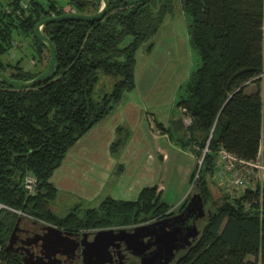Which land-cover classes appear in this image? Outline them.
<instances>
[{
    "label": "trees",
    "instance_id": "1",
    "mask_svg": "<svg viewBox=\"0 0 264 264\" xmlns=\"http://www.w3.org/2000/svg\"><path fill=\"white\" fill-rule=\"evenodd\" d=\"M10 0L0 8V54L18 35L30 36L40 57L49 48L35 33L37 21L66 11L56 0ZM102 0H67L77 12H96ZM175 5L187 16L189 46L197 64L179 87L176 100L182 115L165 128L183 130L176 144L197 158L190 179L209 211L196 239L171 264H264V183L261 190L245 189L213 198L209 180L218 149L223 147L245 159L264 156V0H108L99 20H47L41 31L54 44V73L30 87L16 88L0 80V202L18 209L0 208V241L6 264H24L17 252L4 246L17 216L34 217L70 229L130 226L170 213L156 183L145 184L135 197L104 196L96 205L76 203L59 215L52 202L56 186L51 180L68 149L93 125L110 114L125 91L135 86L138 47L156 32ZM18 11V12H17ZM131 39L122 44L126 36ZM151 43L148 44L150 47ZM20 61L0 58V71L16 79L39 73ZM99 73L113 77L111 89L95 98ZM250 83L255 88L248 90ZM250 89V88H249ZM109 145L117 155L130 130L116 127ZM206 146L205 151L203 150ZM198 159H201L200 164ZM37 178V190L27 193L25 173ZM188 193L179 209L186 203Z\"/></svg>",
    "mask_w": 264,
    "mask_h": 264
},
{
    "label": "rangeland",
    "instance_id": "2",
    "mask_svg": "<svg viewBox=\"0 0 264 264\" xmlns=\"http://www.w3.org/2000/svg\"><path fill=\"white\" fill-rule=\"evenodd\" d=\"M9 1L0 0V8L5 7ZM40 1L46 5L49 0ZM66 1L56 0L59 5L67 8ZM175 7L173 14H167L156 32L138 47L135 55L137 58L136 85L133 89L125 91L121 100L125 107L132 105L135 110L141 107L144 114L148 115L147 118H141V121L136 122L137 116L132 127H128L131 132L130 135L134 136L132 147L136 149L137 153L140 152L141 146L149 144L145 148L143 157L137 160L136 169L135 167L132 168L134 169L133 174L140 178V187L145 184L156 183L161 198L170 204V212L177 211L186 194L188 193L190 196L196 190L194 182L197 175L196 173L193 181L190 179L197 158L189 149L181 147L174 141L176 136L179 137L183 134V130L177 132L172 130L171 139L167 132H161V137L158 139V130L161 131V129L155 124L158 121L162 122L165 128H173L171 122L174 118L182 115L180 107L176 105L180 93V84L197 64V54L188 43L187 16L180 7L177 5ZM130 39V35L126 36L122 44L127 43ZM149 43H151L150 47H148ZM0 58L10 63L19 60L23 68L38 71L49 59V54L43 50L39 61L38 52L30 43V36L18 35L13 40L11 48L1 53ZM138 67H142L141 71ZM112 82V76L99 73L93 96L98 98L104 91L110 90ZM248 90H250L249 87ZM147 111L150 113L148 114ZM134 115H136V111ZM182 116L183 122L187 124L189 118L185 115ZM130 135L126 142L129 141ZM131 162L135 163V160H130L129 164ZM209 186L212 197L220 198L224 189L218 184L214 174L209 180ZM56 188V195L59 196H55L52 207L57 214L62 215L74 204L82 202L78 196L73 199L67 195L68 193L65 191L67 186H63L61 181L57 182ZM132 197L135 195L131 192L128 194V198ZM87 204L96 205L97 202ZM204 206L207 209L205 204ZM34 219L32 216L21 217L20 222ZM200 224L201 221H198V227Z\"/></svg>",
    "mask_w": 264,
    "mask_h": 264
},
{
    "label": "water",
    "instance_id": "3",
    "mask_svg": "<svg viewBox=\"0 0 264 264\" xmlns=\"http://www.w3.org/2000/svg\"><path fill=\"white\" fill-rule=\"evenodd\" d=\"M107 5L108 0H102L96 12L65 11L40 18L34 30L49 48L50 55L46 66L35 76L27 79L12 78L0 71V80L12 87L22 88L49 79L55 70L56 52L51 39L41 31V25L47 20H99L106 12ZM200 162L201 159L199 164ZM206 211L209 209L205 208L202 197L195 190L179 212L130 226H103L80 231L34 219V222H40L41 231L36 232L31 240L39 242L40 250L45 252V256L40 254L34 256L31 251L28 254L22 253L23 248L28 249L30 238L22 240L21 245H15V232L17 229H22L19 226L21 220V215H19L4 248L7 251L21 253V260L24 264H56L59 260L57 253L70 254L77 250H79L82 264H103L112 262L110 247L118 249L123 242L126 249L139 257L138 264H169L177 249L188 247L196 239L200 231L198 221H202ZM90 232H92V237L88 238ZM118 256L122 258L123 254L118 253ZM0 264L5 263L0 262Z\"/></svg>",
    "mask_w": 264,
    "mask_h": 264
},
{
    "label": "crops",
    "instance_id": "4",
    "mask_svg": "<svg viewBox=\"0 0 264 264\" xmlns=\"http://www.w3.org/2000/svg\"><path fill=\"white\" fill-rule=\"evenodd\" d=\"M135 66L134 76L136 63ZM138 68L141 71L142 67ZM248 87L252 90L255 85L250 83ZM135 111L136 115H134ZM147 113L149 114L150 111ZM145 117L147 118L148 115L144 114L141 107L136 110L132 105L125 107L124 102L121 101L110 114L93 125L68 149L61 164L51 175L52 182L57 185V182L61 181L63 186H67L65 189L67 195L73 199L78 196L82 200L80 203L84 204L98 203L106 195L122 198H128L131 192L136 195L140 189V178L133 174L132 168L136 169L137 160L143 157L145 148L149 144L141 146L140 152L137 153L132 147L134 136L130 135L129 141L117 155L110 152L109 145L116 136L117 126L125 125L131 128L135 123L134 120L141 121V118L145 119ZM158 131L157 138L160 139V133L163 131ZM132 159L135 163L129 164Z\"/></svg>",
    "mask_w": 264,
    "mask_h": 264
},
{
    "label": "built area",
    "instance_id": "5",
    "mask_svg": "<svg viewBox=\"0 0 264 264\" xmlns=\"http://www.w3.org/2000/svg\"><path fill=\"white\" fill-rule=\"evenodd\" d=\"M19 3L22 7L27 6L26 0H20ZM5 10L10 11V8L5 7ZM66 11L74 10L68 6ZM205 149L206 146L203 150L205 151ZM217 153L218 157L214 164V173L218 184L222 186L226 192L234 194L237 191L245 189L261 190L264 183V156L261 149H259L254 159H245L223 147H220ZM21 184L27 193H34L37 190V178L31 172L24 174ZM1 207L13 209L0 202V208ZM13 210L22 214L18 209ZM2 249L3 244L0 241V262L6 264L1 255Z\"/></svg>",
    "mask_w": 264,
    "mask_h": 264
},
{
    "label": "flooded vegetation",
    "instance_id": "6",
    "mask_svg": "<svg viewBox=\"0 0 264 264\" xmlns=\"http://www.w3.org/2000/svg\"><path fill=\"white\" fill-rule=\"evenodd\" d=\"M187 37H188V34H187ZM183 206L180 209H178L177 211L164 214L163 216H160L157 218H161V217H165V216L175 214V213L179 212L183 208ZM20 223H21L20 227L22 229L21 230L17 229L15 232V235H14L15 245H21L23 243L22 240H27L29 238L31 240V238H33V236L36 232L41 231V229L39 228L40 222H34L33 220H30V221H27V220L24 221L23 220ZM75 230H80V229H75ZM82 230L83 229H81L80 231H82ZM85 230H92V229H85ZM91 237H92V232H90L88 234V238H91ZM110 249L112 252V262H105L103 264H130V263L138 264L139 257L132 254L128 249H126L125 244L123 242H121L118 249L115 247H110ZM184 249L185 248H182V247L177 249L174 253V257H173L172 261L169 262V264H171L174 261V259L177 257V254ZM30 251L33 252L34 256L37 254H40L41 256H45V252L40 250L39 242H36L33 240H31V242L28 246V249H24V248L22 249V253L28 254ZM17 253H19V252H17ZM118 253H122L123 257L120 258L118 256ZM19 254L21 255V253H19ZM56 256L59 258V260L56 264H82L81 258L79 256V250L74 251L73 253H70V254L57 253Z\"/></svg>",
    "mask_w": 264,
    "mask_h": 264
}]
</instances>
